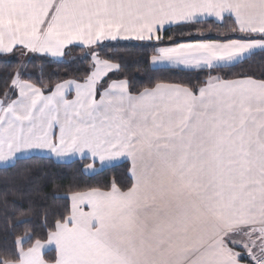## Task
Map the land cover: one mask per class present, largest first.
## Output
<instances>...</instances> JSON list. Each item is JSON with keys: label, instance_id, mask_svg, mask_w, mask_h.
<instances>
[{"label": "snow or ice", "instance_id": "obj_1", "mask_svg": "<svg viewBox=\"0 0 264 264\" xmlns=\"http://www.w3.org/2000/svg\"><path fill=\"white\" fill-rule=\"evenodd\" d=\"M208 23L219 38L198 27ZM173 29L190 39L165 41ZM106 42L206 79L135 89L111 78L123 65ZM73 46L83 55L70 63L90 61L82 76L33 81L19 64L4 77L0 168L28 175L24 162L46 155L90 161L79 172L93 177L125 160L129 182L54 195L68 201L59 212L14 205L0 264H49L45 250L51 264H264V74L223 73L264 54V0H0L6 65L16 51L63 59Z\"/></svg>", "mask_w": 264, "mask_h": 264}, {"label": "trees", "instance_id": "obj_2", "mask_svg": "<svg viewBox=\"0 0 264 264\" xmlns=\"http://www.w3.org/2000/svg\"><path fill=\"white\" fill-rule=\"evenodd\" d=\"M198 27L212 29L211 34L206 35L207 39L219 38L216 27L212 24L208 23ZM195 35L198 36V33ZM168 36H174L179 41L190 39L187 35L180 36L174 29L165 35V41H167ZM109 45V47L103 49V54L111 56L114 62L123 65L122 72L119 75H112L111 78L127 77L132 81L135 89L149 87L156 81L180 83L198 88L206 79L205 71H181L168 68L152 70L148 64L152 52L151 48L134 47L129 42L109 43ZM82 55L81 49L74 47L67 50V55L62 61L16 53L14 58H7L10 60L9 66L4 63L3 59H0V91H3L4 77L7 76L8 72L14 71L19 64H22L23 58L27 59V71L33 74V81L37 77H41L47 82L49 79L55 81L66 76L67 78L82 76L83 69L88 66L90 61L75 59V62H69L73 58ZM262 57H264V54L255 55L234 68L224 69L223 73L230 72L235 75L244 72L259 78L264 74V58ZM88 162L90 161L58 164L49 158H35L24 162L30 166L28 175L18 174L17 169H0V250L10 247L12 243L13 237L8 235L5 227V211L12 212L14 205L27 204L30 199L38 208L46 204L51 211L59 212L63 211V206L68 201L63 199L54 200V195L64 196L71 191L83 188L86 183L93 186H104L116 182L122 186L129 182L128 163L105 169L93 177H85L80 175L79 169L82 163ZM22 195L25 197L23 200L21 199ZM22 231V228L15 229L17 234ZM54 259L55 252L51 251L45 254V260L49 264Z\"/></svg>", "mask_w": 264, "mask_h": 264}, {"label": "crops", "instance_id": "obj_3", "mask_svg": "<svg viewBox=\"0 0 264 264\" xmlns=\"http://www.w3.org/2000/svg\"><path fill=\"white\" fill-rule=\"evenodd\" d=\"M106 43H117V42H106ZM121 43H124V42H121ZM74 47L80 48L79 46H73L71 48H74ZM16 53H20V52L19 51H16ZM26 55L38 56V55H34V54H26ZM43 58H48V59L53 60V61H62V59H58V58H51V57H43ZM157 69H162V68H157ZM168 69H175V70H181V71H198V70H182L180 68H168ZM40 158H49V157H47L46 155H44V156H42ZM49 159L54 160L58 164H70V163H73V162H70V163H61V162H58L55 158H49ZM124 163H128V162L125 161V160H122V161H119V162L115 163L114 165H110V166L106 167L105 169L112 168V167H116V166L122 165ZM0 169H3V168H0ZM51 251L55 252L54 250H45V252L43 253L44 259H45V254H47V253H49Z\"/></svg>", "mask_w": 264, "mask_h": 264}, {"label": "rangeland", "instance_id": "obj_4", "mask_svg": "<svg viewBox=\"0 0 264 264\" xmlns=\"http://www.w3.org/2000/svg\"><path fill=\"white\" fill-rule=\"evenodd\" d=\"M26 61H27V59L26 58L25 59L23 58L22 59V64H25L26 65Z\"/></svg>", "mask_w": 264, "mask_h": 264}]
</instances>
